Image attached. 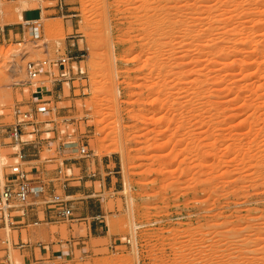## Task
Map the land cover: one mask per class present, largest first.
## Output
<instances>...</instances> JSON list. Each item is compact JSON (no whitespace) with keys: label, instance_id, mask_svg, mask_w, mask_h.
Masks as SVG:
<instances>
[{"label":"rangeland","instance_id":"rangeland-1","mask_svg":"<svg viewBox=\"0 0 264 264\" xmlns=\"http://www.w3.org/2000/svg\"><path fill=\"white\" fill-rule=\"evenodd\" d=\"M64 1L63 13H43L39 40L0 39L3 120L33 97L25 63L68 54L67 78L34 119L38 134L29 126L23 139L70 135L90 154L71 155L67 173L100 161L114 174L68 180L78 193L72 219H81L46 224L41 215L23 229L24 241L49 247L27 264H264V0ZM21 4L39 6L1 1L0 26L21 21ZM14 151L0 146L1 184ZM54 155L44 148L39 163ZM8 247L11 264H25Z\"/></svg>","mask_w":264,"mask_h":264},{"label":"built area","instance_id":"built-area-1","mask_svg":"<svg viewBox=\"0 0 264 264\" xmlns=\"http://www.w3.org/2000/svg\"><path fill=\"white\" fill-rule=\"evenodd\" d=\"M45 1L36 0L39 3L40 12L50 7L60 13H63L67 9V4L64 0H52L55 2L54 5L41 6ZM41 19L42 17L32 20L22 19L20 23L22 30L19 35L22 36V41L25 40V32L34 41L40 39ZM4 28L5 26H0V35L4 33ZM6 40H10V38ZM71 59L72 57L66 54L55 60H31L26 62L24 66L26 81L23 82L22 86L28 88L34 87L31 90V95L34 99L28 102L30 103L28 104V108H24L25 105L21 103H15L10 108V113L8 114L11 117V122L3 120L5 114L3 113V109L0 108V146H9L15 149L11 154L14 162L8 165L9 172L3 184L0 182V224L9 230L18 225L15 221L16 218L24 219L27 217L28 208L41 204L46 205L52 211L53 220L67 221L74 217V209L69 203V198L62 194L67 187L68 180L71 179V173L66 172L67 170L70 171V168H65L66 161L68 160L65 156L75 153L78 158L88 157L90 153L87 145L71 140L70 135H67L66 140L61 143L43 142L44 140L41 141L37 137L28 141L23 139L24 131L29 126L33 127V130L28 132L29 136H36L38 134L39 130H35L34 128V119L38 115L48 112V107L46 106L47 100L42 97L44 93L42 89H46V84L45 82L34 84L35 80L39 77H44L51 78V82H59L67 78L69 73L67 65ZM55 70L57 73H55ZM79 73H82L81 69ZM53 131L46 130L45 134H51ZM45 139H50V136H46ZM26 148H29L30 151L27 152ZM44 148L55 153V155L51 158H43L42 161L55 164L56 168L52 176L42 178L40 170L36 167H30V170H26L23 165L26 163L28 156L41 159V151ZM122 242L130 244V238L127 239L125 237ZM2 243L12 245L11 240L7 238H4ZM23 243L22 241L21 244ZM13 244L18 245V242L16 241Z\"/></svg>","mask_w":264,"mask_h":264},{"label":"crops","instance_id":"crops-1","mask_svg":"<svg viewBox=\"0 0 264 264\" xmlns=\"http://www.w3.org/2000/svg\"><path fill=\"white\" fill-rule=\"evenodd\" d=\"M16 1V0H13ZM49 11V9H43V11L40 12L39 10V6L33 7V6H23L22 4L20 5V12H21V21L23 20H32V19H38L40 17L43 18V13ZM26 12H36L38 14V16L31 18V19H26L24 18V14ZM21 21H19L18 23H13V24H8L7 28H4V33L2 35H0V39L1 40H6L7 38H12L13 36H17L21 34ZM9 36V37H8ZM58 82H51V87L47 86L46 84V89H42L43 90V94L42 97L45 99V97H50V96H54L55 90V84ZM47 93H46V92ZM40 96V95H39ZM34 99V98H32ZM32 99L30 101H32ZM48 104V103H47ZM41 136V135H40ZM38 136V138L40 137ZM9 147V146H8ZM27 152L30 151L29 148L25 149ZM75 154V153H73ZM73 154H69V157H66L68 160L69 159H76L75 157L71 156ZM40 158L37 157H30L28 156L26 158V163H28L29 165H31L32 167H36L38 170L41 169V171L43 170L42 168L44 167L43 163H39ZM33 162H37L34 164H31ZM67 162V161H66ZM45 163H48L47 161H45ZM51 164V163H49ZM67 164V163H66ZM75 164V163H74ZM109 169V163H103V162H97V164L95 165V170L94 172L91 171V168H87V170H83L80 175L78 176H73L71 175V179H74L78 182L84 181V178L86 177H96V176H100L101 179L103 180L104 175H106L107 177H109L110 175L111 178H113V174L114 171L113 170H108ZM42 178L46 177L45 174L43 172H40ZM0 182H1V178H0ZM64 196H67L68 198L70 197H74L75 195H77L78 193L74 190V189H70L68 188V186L65 188L64 192H63ZM95 194H93L94 196ZM91 195H87L86 197H91ZM74 207V206H73ZM17 213V212H16ZM43 216L42 220H46V224L48 223H52L51 220L52 219V211L50 209H48L45 205H39L33 208H28L27 209V217L24 219H19L16 218L15 221L18 223L17 226H15L12 229H16L17 231H19V236L17 239L18 245H14L13 243L14 240L10 239L12 242V248H17L19 249V252L22 254L23 257V262L25 264L36 261L38 258H43L45 256H47L48 253V246H44L42 242H37V243H33L30 239L24 241L22 239V235H21V231L23 229H25L28 226L31 225H40L41 223V217ZM81 218H74L72 220H77L79 221ZM4 227L0 224V230H3ZM99 229L97 227H95V225L91 226V231H98ZM3 238L0 237V253L3 252V255L0 256V264H11V253H10V248L8 247V244H3L2 243ZM24 242L23 244H21V242ZM53 247V245H52Z\"/></svg>","mask_w":264,"mask_h":264},{"label":"bare ground","instance_id":"bare-ground-1","mask_svg":"<svg viewBox=\"0 0 264 264\" xmlns=\"http://www.w3.org/2000/svg\"><path fill=\"white\" fill-rule=\"evenodd\" d=\"M46 7V6H45ZM19 16L21 17V13H19Z\"/></svg>","mask_w":264,"mask_h":264}]
</instances>
